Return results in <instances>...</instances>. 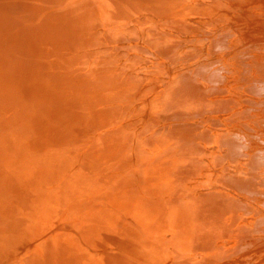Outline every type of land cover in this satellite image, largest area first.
<instances>
[{"label": "bare ground", "instance_id": "6f19581e", "mask_svg": "<svg viewBox=\"0 0 264 264\" xmlns=\"http://www.w3.org/2000/svg\"><path fill=\"white\" fill-rule=\"evenodd\" d=\"M262 19L0 0V264H264Z\"/></svg>", "mask_w": 264, "mask_h": 264}, {"label": "rangeland", "instance_id": "374dc122", "mask_svg": "<svg viewBox=\"0 0 264 264\" xmlns=\"http://www.w3.org/2000/svg\"><path fill=\"white\" fill-rule=\"evenodd\" d=\"M258 21V20H257ZM261 21H263V19L261 20ZM261 21H258V22H261ZM264 22V21H263ZM262 22V23H263ZM191 35V32L190 33H188V35ZM193 35H194V33H192ZM196 34V33H195ZM213 53H210L209 55H210V57H211V59H212V57L214 58L215 57V55H212ZM209 57V56H208ZM209 57V58H210ZM242 84L244 83V82H242V80L240 81ZM241 83H239V84H241ZM238 94H239V92H238ZM239 96H240V94H239ZM240 98H242L241 96H240ZM262 132V131H261ZM230 168H232V167H230ZM228 170H229V168H228ZM233 170H235V168L233 167L232 168V171ZM237 170H240V171H243V170H245L244 168H241V169H238L237 168ZM230 171H231V169H230ZM3 181H5V179H4V177H2L1 175H0V185H2V186H6V184H4L3 183ZM32 216H29L28 217V219H30ZM0 218H1V222H2V224L5 226V228L9 231V232H12V230H13V228H14V223L12 222V221H6V220H4V218L5 217H3V215H0ZM28 223H29V221H27ZM1 232L3 233L4 231L2 230V228H0V255H2V256H5L9 251H11V254L9 255V257L8 258H12V257H16V258H18V256L19 255H21L22 254V252H23V250H24V248L26 247L25 246V244H27V243H31V242H29V241H23V242H21V240L20 239H16V242L15 243H11L10 242V240L7 238V236L8 235H5V233H4V235L3 234H1ZM25 254H29L28 252L27 253H25ZM51 263H52V261H51Z\"/></svg>", "mask_w": 264, "mask_h": 264}]
</instances>
